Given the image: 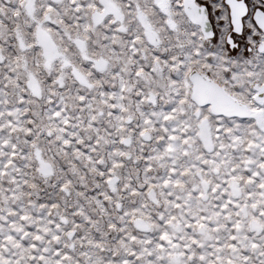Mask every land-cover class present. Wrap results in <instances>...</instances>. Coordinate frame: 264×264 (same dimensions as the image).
Listing matches in <instances>:
<instances>
[{
  "label": "snow or ice",
  "instance_id": "snow-or-ice-1",
  "mask_svg": "<svg viewBox=\"0 0 264 264\" xmlns=\"http://www.w3.org/2000/svg\"><path fill=\"white\" fill-rule=\"evenodd\" d=\"M0 264H264V0H0Z\"/></svg>",
  "mask_w": 264,
  "mask_h": 264
}]
</instances>
